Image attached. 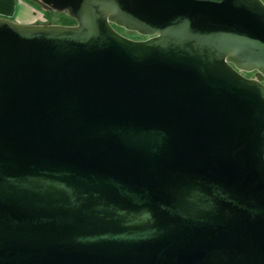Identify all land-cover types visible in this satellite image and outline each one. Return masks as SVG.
Here are the masks:
<instances>
[{"label":"water","instance_id":"water-1","mask_svg":"<svg viewBox=\"0 0 264 264\" xmlns=\"http://www.w3.org/2000/svg\"><path fill=\"white\" fill-rule=\"evenodd\" d=\"M36 1L76 25L0 18V264H264V2Z\"/></svg>","mask_w":264,"mask_h":264},{"label":"rangeland","instance_id":"rangeland-1","mask_svg":"<svg viewBox=\"0 0 264 264\" xmlns=\"http://www.w3.org/2000/svg\"><path fill=\"white\" fill-rule=\"evenodd\" d=\"M32 9V15L34 16L33 22L41 23L42 25H56V26H64L71 27L75 26V21L70 18L67 13H58L56 11L51 10L50 8L44 6L42 3L36 0H25ZM264 2V0H262ZM31 12V10H30ZM17 20L16 18H13ZM120 33H123V30L118 29ZM125 32V31H124ZM126 37L136 41L139 36L136 34H126Z\"/></svg>","mask_w":264,"mask_h":264},{"label":"crops","instance_id":"crops-1","mask_svg":"<svg viewBox=\"0 0 264 264\" xmlns=\"http://www.w3.org/2000/svg\"><path fill=\"white\" fill-rule=\"evenodd\" d=\"M0 18L26 25L36 23L33 22L32 9L25 0H0Z\"/></svg>","mask_w":264,"mask_h":264},{"label":"flooded vegetation","instance_id":"flooded-vegetation-1","mask_svg":"<svg viewBox=\"0 0 264 264\" xmlns=\"http://www.w3.org/2000/svg\"><path fill=\"white\" fill-rule=\"evenodd\" d=\"M36 25H42L41 23H37ZM44 25H46V24H44ZM76 25V24H75ZM124 36H126V35H124ZM148 38H146V37H141V36H139V38L136 40V41H145V40H147ZM243 75L246 77V78H254V76H255V73H252V74H246V73H243ZM264 84V83H263Z\"/></svg>","mask_w":264,"mask_h":264},{"label":"trees","instance_id":"trees-1","mask_svg":"<svg viewBox=\"0 0 264 264\" xmlns=\"http://www.w3.org/2000/svg\"><path fill=\"white\" fill-rule=\"evenodd\" d=\"M123 33H124V35H126V34H130V33L124 32V31H123Z\"/></svg>","mask_w":264,"mask_h":264}]
</instances>
